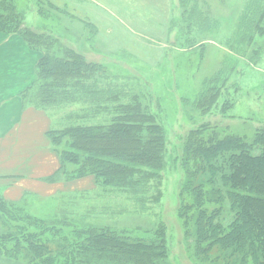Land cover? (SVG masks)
<instances>
[{
	"label": "trees",
	"instance_id": "obj_1",
	"mask_svg": "<svg viewBox=\"0 0 264 264\" xmlns=\"http://www.w3.org/2000/svg\"><path fill=\"white\" fill-rule=\"evenodd\" d=\"M22 18L16 0H0V36L21 37L38 57L34 81L22 93L24 103L51 111L55 118L58 110L65 113L84 95L88 106L83 116L72 110L54 121L49 139L60 155L59 175L69 181L90 177L95 191L119 195L127 202L112 216L124 217L123 224L82 226L66 212L70 203L60 204L52 220L45 222L21 218L22 210L15 206L23 201L0 198L3 224L19 220L15 232L1 236L0 243L9 246L0 245V254L18 258L26 253L32 264H173L168 233L159 214L154 215L160 207L162 173L173 165L181 174L177 211L193 264H264V118L257 115L262 126L248 132L254 133L251 137L245 129L236 133L241 130L206 120L224 108L235 110V104L218 100L227 99L238 86L261 99L264 73L251 64L242 65L239 74L224 65L214 69L211 78L198 81L196 99L186 104L194 128L179 138L177 152L175 147L170 151L167 132L150 109L144 85L128 79L129 95L115 91L116 79L107 68L31 32ZM199 55L200 74L209 67L204 52ZM256 77L258 83L253 84ZM90 81L96 89L86 87ZM194 112L201 118H194ZM101 114L106 120L94 123Z\"/></svg>",
	"mask_w": 264,
	"mask_h": 264
},
{
	"label": "rangeland",
	"instance_id": "obj_2",
	"mask_svg": "<svg viewBox=\"0 0 264 264\" xmlns=\"http://www.w3.org/2000/svg\"><path fill=\"white\" fill-rule=\"evenodd\" d=\"M262 6V0H16L24 26L57 40L60 47L81 54L87 62L107 68L116 79L115 91L129 95L128 88L132 85L126 82L128 79L144 85L150 109L167 132L169 150L175 147L176 152L179 138L194 128L186 104L196 99L198 81L211 78L214 69L224 65L234 67L239 74L242 65L251 64L254 70L264 73V36H259L260 31L264 32ZM2 40L0 37V43ZM197 47L202 49L194 53ZM200 51L204 52L209 69L199 74ZM86 87L96 89L91 81ZM82 98V102L67 107L65 113L58 110L57 118L51 111L49 115L56 122L72 110L83 116L82 110L88 106L85 95ZM218 102L235 104L236 111L224 108L223 113L206 117L208 123L229 127L234 132L241 130L236 133L245 131L247 137L254 134L248 132L262 126L257 115L264 118V96L255 99L238 86L227 99L219 98ZM192 115L201 118L195 112ZM104 120L101 114L93 122ZM174 169L171 165L162 173L160 207L154 215L159 214L158 220L168 233L173 264H193L184 244V222L177 211L181 174ZM126 202L119 195L96 189L70 194L64 199L30 197L15 207L22 210L21 218L48 222L60 204L70 203L72 207H67L66 212L74 215L77 224L106 225L123 224L124 217L112 216ZM18 221L3 224L0 220V238L15 232ZM27 257L26 253L18 258L0 254V264H32Z\"/></svg>",
	"mask_w": 264,
	"mask_h": 264
},
{
	"label": "crops",
	"instance_id": "obj_3",
	"mask_svg": "<svg viewBox=\"0 0 264 264\" xmlns=\"http://www.w3.org/2000/svg\"><path fill=\"white\" fill-rule=\"evenodd\" d=\"M2 38L0 198L19 203L30 197L49 199L94 190L95 180L90 177L69 181L59 175L60 155L49 139L54 121L49 113L25 104L22 97L34 81L37 54L19 36Z\"/></svg>",
	"mask_w": 264,
	"mask_h": 264
}]
</instances>
